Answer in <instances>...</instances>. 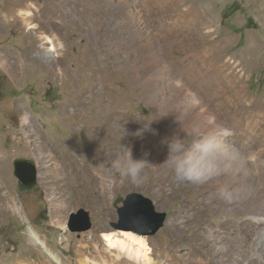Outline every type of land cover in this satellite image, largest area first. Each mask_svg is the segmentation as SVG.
Here are the masks:
<instances>
[{"label":"rangeland","instance_id":"rangeland-1","mask_svg":"<svg viewBox=\"0 0 264 264\" xmlns=\"http://www.w3.org/2000/svg\"><path fill=\"white\" fill-rule=\"evenodd\" d=\"M10 1L0 0V264H122L103 232L140 234L119 224L143 220L136 210L119 215L130 192L167 213L154 234H140L154 264L212 260L213 243L228 233L252 232L256 242L253 228L264 231L255 219L264 216V0H28L32 27ZM51 42L55 56L46 57ZM171 77L184 81L182 93ZM205 120L228 132L237 150L231 172L204 185L175 182L160 141ZM146 122L155 135H131ZM120 143L134 159L147 152L150 164L139 183L117 175L109 187L103 178ZM15 157L32 160V190L18 189ZM221 187L241 193L214 197ZM79 207L92 226L72 232L68 216ZM27 222L49 252L32 242ZM258 252L264 257L262 245Z\"/></svg>","mask_w":264,"mask_h":264},{"label":"clouds","instance_id":"clouds-1","mask_svg":"<svg viewBox=\"0 0 264 264\" xmlns=\"http://www.w3.org/2000/svg\"><path fill=\"white\" fill-rule=\"evenodd\" d=\"M150 124L151 122L144 123L141 129L131 135L138 138H142L145 133L155 135V130ZM126 135L128 133L122 127L120 141ZM227 135L228 132L222 126L205 120L183 136L173 134L165 137L160 141L166 148V158L162 164L167 167L175 182L207 184L214 178L231 172L230 162L237 150L234 145L227 142ZM147 156L148 153L145 152L142 158L134 159L131 147L120 143V151L111 164V174L103 178L105 183L111 187L117 175L129 178L132 183H139L142 170L150 164L147 162ZM240 193V189L229 191L226 187H221L213 195L230 200Z\"/></svg>","mask_w":264,"mask_h":264},{"label":"bare ground","instance_id":"bare-ground-1","mask_svg":"<svg viewBox=\"0 0 264 264\" xmlns=\"http://www.w3.org/2000/svg\"><path fill=\"white\" fill-rule=\"evenodd\" d=\"M10 3H14L13 0H11ZM15 5H18L19 8L24 6L20 8L19 14L23 21H25L29 27H32L33 25L28 22V19H30V7L28 0H16ZM7 9L8 14H14L16 11L13 6ZM191 9L192 8L190 7L185 12V16L189 15V18L187 17L189 20L191 17ZM205 34L209 35L211 34V31L205 32ZM146 42L147 44H152L153 40L151 37H148ZM51 44L52 46L45 51L44 55L46 57L55 56V53L53 52V42H51ZM2 66L10 72L6 64L2 63ZM173 80L174 78L171 77L172 88L176 90L178 94L182 93L186 88L184 81L179 79L175 82ZM23 119L26 120L27 117L24 116ZM255 219L256 221L264 224V216L256 217ZM252 222V220H249V223ZM246 228H248L247 223H245L244 229ZM27 230L32 242L38 244L45 252H49V247L47 246L45 240L41 239L40 236L31 228L29 222H27ZM252 231L256 234V242L252 243L250 241V235L252 232L251 234H245L243 236L238 234L236 238L228 233L227 236L222 235L221 237H218L215 245L213 243L212 249L209 250L212 260H210L209 257H206V259L197 257L196 261L200 264H264V257H262L258 252V248L261 247V245L264 247V231L261 234L254 228ZM118 232L119 233L103 232V239L107 248L110 249L111 247H115V255L123 257L124 260L122 264H154L151 260L152 258L149 256L150 248L145 236L126 230H119ZM183 262L184 261L178 259L179 264H183Z\"/></svg>","mask_w":264,"mask_h":264},{"label":"water","instance_id":"water-1","mask_svg":"<svg viewBox=\"0 0 264 264\" xmlns=\"http://www.w3.org/2000/svg\"><path fill=\"white\" fill-rule=\"evenodd\" d=\"M13 174L16 177L20 191H29L36 187V171L32 165V160L15 157L13 159ZM130 209L131 211H139L143 220L126 222L120 219L119 224L140 234H154L164 225L167 218L166 211L156 210L152 199L139 192H130L125 196L122 206L118 207L119 215L122 217L124 211ZM91 226L92 221L89 210L79 207L69 213L67 227L70 231H86ZM116 227L118 226L116 225Z\"/></svg>","mask_w":264,"mask_h":264}]
</instances>
